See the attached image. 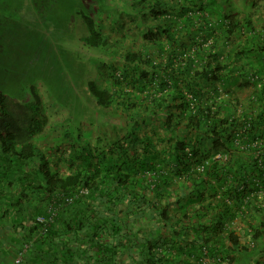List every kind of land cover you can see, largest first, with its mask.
<instances>
[{"label":"trees","instance_id":"obj_1","mask_svg":"<svg viewBox=\"0 0 264 264\" xmlns=\"http://www.w3.org/2000/svg\"><path fill=\"white\" fill-rule=\"evenodd\" d=\"M72 12L82 47L106 51L84 122L44 110L35 86L14 97L19 77L0 65V264H232L241 252L264 264V30L251 11L82 0Z\"/></svg>","mask_w":264,"mask_h":264},{"label":"rangeland","instance_id":"obj_2","mask_svg":"<svg viewBox=\"0 0 264 264\" xmlns=\"http://www.w3.org/2000/svg\"><path fill=\"white\" fill-rule=\"evenodd\" d=\"M81 1L62 3L68 5L67 11L55 9L50 2L40 12H35L32 0L1 2L7 7L0 10V65L3 74L19 77L15 84L9 82L14 84V97L35 86L44 110L73 111L72 116L84 122L85 113L90 116L94 110L88 81L97 83L100 78L94 65L102 60L95 59L100 56L95 51H106L82 47L83 25L72 12ZM9 6L15 8L13 13Z\"/></svg>","mask_w":264,"mask_h":264},{"label":"crops","instance_id":"obj_3","mask_svg":"<svg viewBox=\"0 0 264 264\" xmlns=\"http://www.w3.org/2000/svg\"><path fill=\"white\" fill-rule=\"evenodd\" d=\"M236 8L243 7L245 10H250L253 14L254 23L257 28L264 30V0H231ZM239 2V3H238ZM244 4V5H243ZM261 254L259 255V257ZM254 256L246 253H239L237 261L232 264H253Z\"/></svg>","mask_w":264,"mask_h":264},{"label":"built area","instance_id":"obj_4","mask_svg":"<svg viewBox=\"0 0 264 264\" xmlns=\"http://www.w3.org/2000/svg\"><path fill=\"white\" fill-rule=\"evenodd\" d=\"M41 220V218H39ZM19 256L14 260L15 262H18L19 261Z\"/></svg>","mask_w":264,"mask_h":264}]
</instances>
